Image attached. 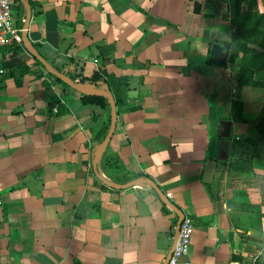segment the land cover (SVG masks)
I'll use <instances>...</instances> for the list:
<instances>
[{"label": "crops", "instance_id": "1", "mask_svg": "<svg viewBox=\"0 0 264 264\" xmlns=\"http://www.w3.org/2000/svg\"><path fill=\"white\" fill-rule=\"evenodd\" d=\"M31 2L27 37L35 51L78 75L81 87L107 90L104 78L127 86L97 174L152 178L194 222L190 264H259L264 157H254L248 172L230 169L229 154L218 160L214 198L202 180L217 124L212 104L236 139L264 101V87L239 86L231 63L208 59L213 42L230 41L232 0ZM245 9L264 13V0H247ZM12 11L24 22L20 1ZM17 46L5 58L0 51V264H161L176 213L148 183L114 188L92 166L108 130V98L104 107L83 104L82 92L56 83L23 43ZM21 62L27 71L9 76ZM101 63L102 80L79 81ZM254 76L264 80V68ZM235 177L257 202L239 217L227 204Z\"/></svg>", "mask_w": 264, "mask_h": 264}, {"label": "trees", "instance_id": "2", "mask_svg": "<svg viewBox=\"0 0 264 264\" xmlns=\"http://www.w3.org/2000/svg\"><path fill=\"white\" fill-rule=\"evenodd\" d=\"M19 1V0H18ZM32 6L31 0H28ZM247 0H232L233 13L229 19V28L231 30V37L228 44L230 45L227 62L233 65L234 77L239 86L250 85V86H261L264 87V80L256 79L254 74L257 71H260L264 68V13L259 12L257 9H245L242 10V3ZM19 47L15 43H10L6 46H0V51L3 55V58L9 53L19 51ZM41 56H43L49 64L56 69L58 72L69 76L72 80H75L78 75H74L64 67L54 65L48 58L37 51ZM37 64L44 66L35 58ZM103 67L104 65L97 64L93 68L89 76H81L80 82L88 81L89 83H96L99 80L103 79ZM45 69V68H44ZM27 71V65L24 62L19 63L15 68H11L9 71V76L15 74H23ZM47 72V71H46ZM47 74L54 79L56 83L61 84L63 87H70L68 84L63 82L61 79ZM107 84V90L111 92L115 105H122L126 100V89L127 86L120 82H114L110 78H104ZM3 81H0V89L3 87ZM46 89H49V84H45ZM80 101L87 105H94L99 107H104L107 105V97L92 95V94H82L80 95ZM110 121V119H109ZM245 121V120H244ZM246 122V121H245ZM250 125H253L259 132L264 128V101L260 113L250 122ZM109 127V123H108ZM108 129V128H107ZM262 135V134H261ZM248 142L252 145H256L257 141L240 136L236 139H231L230 143V153L228 166L233 170H245L244 162L242 160L235 161L233 160L235 154V148L238 144ZM261 142L264 143V137L262 136ZM253 154L249 156L248 167L246 170H251L252 160L256 157L258 148L253 147ZM264 157V155H262ZM259 157V156H257ZM118 160H114L113 163L117 164ZM242 170V171H243ZM137 177H144L151 179L154 183L155 181L145 174H135L125 172V176L122 178H114L115 181H128ZM156 184V183H155ZM157 185V184H156ZM158 186V185H157ZM159 187V186H158ZM207 191L211 198H214V195L211 190L210 184H205ZM232 202H229V206L232 207ZM264 262V256H260L256 259V263L262 264Z\"/></svg>", "mask_w": 264, "mask_h": 264}, {"label": "water", "instance_id": "3", "mask_svg": "<svg viewBox=\"0 0 264 264\" xmlns=\"http://www.w3.org/2000/svg\"><path fill=\"white\" fill-rule=\"evenodd\" d=\"M26 9V16L22 25V43L25 46L26 50H28L33 57H35L45 68V70L50 73L51 75L61 79L63 82L68 84L71 88L78 90L84 94H92V95H99V96H105L108 98L110 103V121H109V127L107 130V133L101 143L99 144L97 148V152L93 157L92 160V166L94 171L97 174L96 169V163L98 160V156L100 151L108 144L116 126L117 121V112H116V105L114 98L110 91L108 90H99V89H89L81 87L76 81L72 80L69 76L62 74L58 72L56 69H54L49 62L41 56L37 51H35L30 45L29 40L27 37V29L29 26V21L31 18V5L28 0H19ZM230 45L227 42H213L210 48L209 52V62L224 66L227 61L228 52H229ZM214 108L215 105L212 104L211 107V115H212V121H216V127L211 131L210 133V139H209V157L205 161L204 165V171H203V177L202 180L206 184H212L214 180V175L216 171L217 161L222 160L226 161L228 159L229 154V148L231 143V130H232V124L231 121L224 117H217L214 115ZM216 151L215 157H213L214 152ZM97 176L100 178V180L105 183L108 186L114 187V188H127L135 185H142L143 183H148L158 194L159 198L169 207L171 208L177 215V221L175 225V231L173 235V240L171 243V246L162 261L161 264H166L170 254L173 250V247L175 245L179 225L181 220L184 217V213L181 209H179L177 206H175L171 200L166 196V194L149 178H141L137 177L132 180H129L125 183H118L113 180H109L105 178L104 176L97 174Z\"/></svg>", "mask_w": 264, "mask_h": 264}, {"label": "built area", "instance_id": "4", "mask_svg": "<svg viewBox=\"0 0 264 264\" xmlns=\"http://www.w3.org/2000/svg\"><path fill=\"white\" fill-rule=\"evenodd\" d=\"M18 0H0V46L10 43H22L23 22H17L12 7ZM194 230V222L191 217L184 215L180 222L175 245L166 264H190L187 259ZM175 226L173 227V232ZM264 233V224L261 225Z\"/></svg>", "mask_w": 264, "mask_h": 264}, {"label": "rangeland", "instance_id": "5", "mask_svg": "<svg viewBox=\"0 0 264 264\" xmlns=\"http://www.w3.org/2000/svg\"><path fill=\"white\" fill-rule=\"evenodd\" d=\"M262 134V135H261ZM242 136L253 139L257 141L256 145H252L248 142L240 143L235 148V154L233 157V160L238 161L242 160L244 162V168L245 170H240L241 172H248L249 170H246L248 165V159L251 154H253V147L258 148L257 156L264 155V143L261 142L262 136L264 137V128L260 132L253 126L250 125L249 128L245 133L242 134ZM256 156V157H257ZM263 157V156H262ZM239 171V170H235ZM249 181L252 179L251 175H249ZM237 178H229V182L227 183V204L229 206V202H232L231 208V215L239 217L242 214H245L250 211L252 206H254L257 202L254 198V196L248 194V187L249 185H244V187L241 186H235V180ZM237 184V183H236ZM252 186V185H251ZM230 195V196H229ZM250 198H249V196ZM252 196V197H251Z\"/></svg>", "mask_w": 264, "mask_h": 264}]
</instances>
